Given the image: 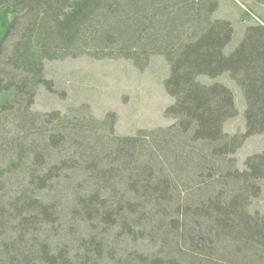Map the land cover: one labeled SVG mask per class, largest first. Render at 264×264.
Here are the masks:
<instances>
[{
  "label": "trees",
  "instance_id": "trees-1",
  "mask_svg": "<svg viewBox=\"0 0 264 264\" xmlns=\"http://www.w3.org/2000/svg\"><path fill=\"white\" fill-rule=\"evenodd\" d=\"M216 8L217 0H0V264H208L118 258L124 241L175 245L159 225L181 224L179 244L198 253L223 240L264 249V218H252L243 198L249 181L264 180V151L242 171L221 165L264 130V26L236 39L229 21L213 17ZM81 56L138 70L162 57L172 123L122 136L113 133V114L77 122L32 111L39 86L51 90L44 63ZM223 75L244 101L241 134L223 131L238 114L234 93L215 80ZM100 127L105 140L96 137ZM197 169H214L208 178L216 183L205 180L204 197L194 192L182 206L175 178ZM58 185H66L64 201L48 194Z\"/></svg>",
  "mask_w": 264,
  "mask_h": 264
},
{
  "label": "rangeland",
  "instance_id": "rangeland-1",
  "mask_svg": "<svg viewBox=\"0 0 264 264\" xmlns=\"http://www.w3.org/2000/svg\"><path fill=\"white\" fill-rule=\"evenodd\" d=\"M214 18L229 21L232 24L236 39L240 38L245 28L254 24L264 26V0H217V8L213 13ZM2 26V15L0 12V32ZM168 74V65L162 57H153L148 66L143 70L135 68L131 62L123 59L95 60L86 56L78 58H67L64 60L46 61L44 63V76L52 82L51 90L39 86L34 98L32 111L49 113L58 111L61 117L74 119L77 122H84L88 119L96 121L103 120L107 115L113 114L115 135L132 136L139 130H155L160 127H167L172 120L164 116L165 107L172 101L171 97L163 89L162 80ZM215 80L222 82L234 93L238 114L224 124V132L233 135L243 133L245 130L244 101L237 87L234 86L228 75H223ZM1 98V95H0ZM79 120V121H78ZM96 123V122H95ZM107 129L96 130V137L106 139ZM4 135V134H3ZM109 135V133H108ZM77 147L80 139L74 140ZM71 151L75 150L73 148ZM264 151V130L255 135L248 136L237 150L229 156V160L222 161L224 169L237 171L244 170L247 159ZM159 157H163L159 153ZM57 165V161L54 162ZM162 166L160 170H162ZM189 169V168H188ZM186 169V170H188ZM180 170H183L180 169ZM214 170V169H213ZM209 176L200 170H194L185 175L179 171L176 180L177 191L180 192L181 204H188L193 193L196 199L201 200L199 194H204L201 188L203 182L210 181ZM164 174V172H162ZM223 174V172H221ZM221 175V174H220ZM74 176V175H73ZM72 176V177H73ZM71 177V178H72ZM78 179V177H77ZM213 180V179H211ZM75 181L72 183L74 185ZM188 183V184H187ZM226 183V182H225ZM187 184V187H186ZM224 188L229 187V182ZM69 186V185H68ZM211 187L212 195L217 192L221 194L219 187ZM119 187V186H118ZM239 187L240 186H236ZM66 185L57 186L56 192L48 194L64 201L69 198L65 191ZM243 187V198L249 215L255 216L257 220L264 218V180L249 181V186ZM232 194V193H230ZM233 194H238L235 191ZM178 223H182L177 219ZM158 231H166V239L174 244L153 243L152 239H144L136 244L124 241L120 245L119 256L124 261L125 256L141 253L144 256H171L179 262L201 259L208 264H264V249H248L240 243L223 240L221 247L215 244V249L209 253H198L181 243L179 232L184 229L178 226V230H170L168 227L157 226ZM248 233L244 226L238 228ZM137 230V229H135ZM253 231V230H252ZM152 233V228L149 229ZM178 233V234H177ZM152 235V234H151ZM174 245V246H173ZM66 247V246H65ZM204 254V255H203Z\"/></svg>",
  "mask_w": 264,
  "mask_h": 264
},
{
  "label": "bare ground",
  "instance_id": "bare-ground-1",
  "mask_svg": "<svg viewBox=\"0 0 264 264\" xmlns=\"http://www.w3.org/2000/svg\"><path fill=\"white\" fill-rule=\"evenodd\" d=\"M238 144V143H237Z\"/></svg>",
  "mask_w": 264,
  "mask_h": 264
}]
</instances>
